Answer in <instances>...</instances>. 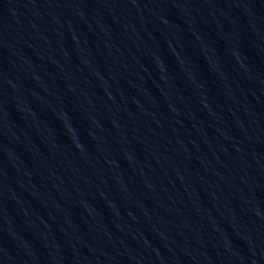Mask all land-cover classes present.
Returning <instances> with one entry per match:
<instances>
[{
  "label": "water",
  "instance_id": "obj_1",
  "mask_svg": "<svg viewBox=\"0 0 264 264\" xmlns=\"http://www.w3.org/2000/svg\"><path fill=\"white\" fill-rule=\"evenodd\" d=\"M6 264H264V0H75Z\"/></svg>",
  "mask_w": 264,
  "mask_h": 264
}]
</instances>
